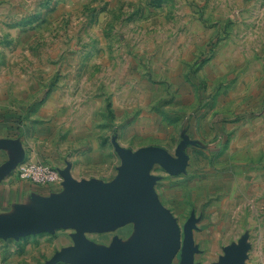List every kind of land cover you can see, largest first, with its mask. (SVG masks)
Returning <instances> with one entry per match:
<instances>
[{"label": "rangeland", "instance_id": "1", "mask_svg": "<svg viewBox=\"0 0 264 264\" xmlns=\"http://www.w3.org/2000/svg\"><path fill=\"white\" fill-rule=\"evenodd\" d=\"M0 112L29 159L79 181L116 182L114 142L181 151L185 171L151 175L182 240L195 220L193 264L226 247L264 264V0H0ZM76 234L0 241V257L46 264ZM84 236L142 239L136 223Z\"/></svg>", "mask_w": 264, "mask_h": 264}, {"label": "water", "instance_id": "2", "mask_svg": "<svg viewBox=\"0 0 264 264\" xmlns=\"http://www.w3.org/2000/svg\"><path fill=\"white\" fill-rule=\"evenodd\" d=\"M123 164L115 183L78 181L69 169L60 171L63 193L41 199L43 208L34 213L22 208L14 219L0 221V240L19 239L56 230H77L75 246L56 254L48 264H172L182 251L180 264H193L195 220L185 226V238L172 212L158 199L154 191V165L177 175L185 171L188 156L178 152L173 158L165 149L147 147L131 152L114 142ZM16 157L0 168V181L23 162L24 150L16 146ZM128 223H136L142 239L138 246L124 247L115 239L110 250L97 248L84 236L85 232H106ZM132 247V248H131ZM244 247H226L220 264H242Z\"/></svg>", "mask_w": 264, "mask_h": 264}, {"label": "crops", "instance_id": "3", "mask_svg": "<svg viewBox=\"0 0 264 264\" xmlns=\"http://www.w3.org/2000/svg\"><path fill=\"white\" fill-rule=\"evenodd\" d=\"M20 137V132L9 124L6 113L0 112V168L16 157V146L19 145L25 153L23 162L18 164L14 170L0 181V221L17 218L22 208L38 213L43 208L41 199L51 198L63 193V182L60 185H34L21 181L19 177L20 165L24 163H42L34 161V158H28ZM0 241L8 240L1 239Z\"/></svg>", "mask_w": 264, "mask_h": 264}, {"label": "built area", "instance_id": "4", "mask_svg": "<svg viewBox=\"0 0 264 264\" xmlns=\"http://www.w3.org/2000/svg\"><path fill=\"white\" fill-rule=\"evenodd\" d=\"M19 177L21 181L34 185H60L63 182V178L58 170L37 163H24L20 165ZM0 264H6L2 257H0Z\"/></svg>", "mask_w": 264, "mask_h": 264}]
</instances>
